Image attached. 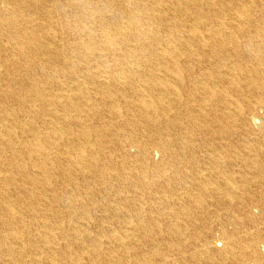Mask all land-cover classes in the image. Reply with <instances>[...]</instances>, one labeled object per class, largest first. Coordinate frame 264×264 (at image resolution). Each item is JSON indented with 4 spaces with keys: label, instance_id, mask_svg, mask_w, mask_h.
I'll return each instance as SVG.
<instances>
[{
    "label": "bare ground",
    "instance_id": "obj_1",
    "mask_svg": "<svg viewBox=\"0 0 264 264\" xmlns=\"http://www.w3.org/2000/svg\"><path fill=\"white\" fill-rule=\"evenodd\" d=\"M0 264H264V0H0Z\"/></svg>",
    "mask_w": 264,
    "mask_h": 264
}]
</instances>
